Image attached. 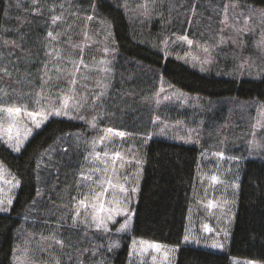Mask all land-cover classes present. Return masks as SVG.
<instances>
[{
  "label": "trees",
  "instance_id": "16d2710c",
  "mask_svg": "<svg viewBox=\"0 0 264 264\" xmlns=\"http://www.w3.org/2000/svg\"><path fill=\"white\" fill-rule=\"evenodd\" d=\"M225 3H236L240 10H264V0H36L35 4L33 0H0V68L6 67L11 73H0V89L9 94L0 100V107L16 103L29 111H40L49 104L58 106V98L65 96L69 86L66 79L58 77L74 71L67 58L81 57L80 49L72 45L84 46L83 61L88 65L79 73L76 91L85 85L84 76L101 78L100 62L107 57L108 75L118 82L120 94L114 102L107 104L105 99L100 104L103 109L107 105L101 124L112 132L124 133L126 138H142V143L147 142L154 121L165 118L155 105L161 80L200 98L235 97L264 104V75L238 80L199 74L172 57L176 49L170 45L177 38L208 39L212 29L198 22L209 15V9ZM52 16L61 19L53 24ZM195 23L198 33L193 29ZM49 32L57 39L52 40ZM57 52L60 60L53 58ZM56 65L62 72L56 71ZM45 79H49V86L42 90ZM42 91V104H37V94ZM75 93L71 95L76 98ZM84 126L50 117L18 155L0 143V163L21 185L10 213H0V264H14L13 249L20 242V234L33 233L26 238L37 249V234L44 230L41 221L47 217L53 224L51 213L61 208L59 191L69 185L66 176L87 163V147L78 144L84 139ZM141 145L144 172L131 234L118 236L116 243L109 234L89 231L84 235V251H78L71 260L63 257L61 264H86L88 256L92 258L88 264L91 260L98 264L101 256L107 258V264H128L132 238L180 246L176 264H232V258L264 264V163L244 160L230 244L227 253L219 254L181 247L189 209L195 202L200 151L156 139ZM112 239L118 246L110 245L109 249L101 243Z\"/></svg>",
  "mask_w": 264,
  "mask_h": 264
},
{
  "label": "rangeland",
  "instance_id": "374dc122",
  "mask_svg": "<svg viewBox=\"0 0 264 264\" xmlns=\"http://www.w3.org/2000/svg\"><path fill=\"white\" fill-rule=\"evenodd\" d=\"M226 4H228L227 11H225ZM209 10V15L202 20L199 19L200 21L198 20V24L200 22L206 23L209 25L208 30L212 29L210 32L208 31V35L204 30L208 39L205 41L201 39L199 41L191 40L192 44L189 45L187 41L190 38H177L170 45L176 49V53L172 57L199 74H215L219 77L238 80L255 79L264 75V16L261 15L264 10L257 8L240 10L236 3H230V5L225 3L224 6ZM199 13L205 12L200 11ZM225 16H227V20H225ZM248 18L250 19L245 24V20ZM198 24L195 23L193 29H196ZM245 28L254 31H237ZM198 30L200 29H196L197 33ZM105 58L107 57L101 59L99 70L107 68L108 61ZM206 60L209 62L203 63ZM108 69H110L109 66ZM99 72L101 78H91L82 82L85 85L76 91L75 100L69 101V103H74L81 101L83 96H87V101L84 102V107L80 112L78 114L73 113L83 115L84 120L70 119L68 116L53 114L49 115L39 128H36L31 118L22 112L18 125L21 129V136L23 137L24 130L27 128H31L32 132L24 140L20 150H13L14 142L10 147L4 140H0L2 146L18 155L28 140L41 130L50 117H53L83 123L85 130L82 135L85 136L80 143L78 140V144L84 145L88 149L84 148L85 153H87V163H84L78 172H75L73 168V173L71 172L72 174L66 176L69 185H63L59 194L57 193L60 197L58 204L61 208H55V212L51 213L54 218L53 224L47 217L45 223L43 221L46 218L41 221L44 224V230L41 229L43 232L37 234L36 239L39 242L37 249L35 244L31 245V240L26 238L28 236L33 237V233L20 234V242L14 248L16 252L12 262L14 264H57L59 261L61 264L63 257L71 260L74 255L78 254V251H84L82 243L85 238L84 235L89 231L109 234L116 243H118V236L131 234L134 226L133 219L137 197L144 172V150L140 145L145 146L152 139L194 146L202 155L195 175V202L189 209L186 220L185 236H188L189 240L185 241L184 236L181 247L189 246L207 252L227 253L237 212L238 185L244 160L251 159L264 163V104L257 100L242 101L235 97L213 100L200 98L189 95L161 80L156 90L159 99L155 105H157L160 114H165V116L162 115L165 118L154 121L155 125H152L150 136L147 142H143L145 143L143 144L142 138L136 141L130 137H121L118 132H109V126L101 124L105 120L102 113L103 110L107 109V105L103 109L100 104L105 99H108L107 104L114 102L115 99L119 98L120 89L116 90L118 82L115 79H110L108 74H111V71ZM111 91L114 95L110 96ZM71 94L68 86V91L64 95ZM93 118H95L96 128L90 127L87 123ZM0 119L7 126L6 112H0ZM101 137H106V139L101 141ZM94 144L96 152L101 153L102 156L105 151L110 154L119 151L124 157V167L120 169L119 174L121 178L128 177L127 181L121 179V183L129 189V192L124 194L120 193L118 189L116 190V196L120 198L121 204L109 205L106 203L105 205L106 208L112 207L114 209L112 213L114 220L107 221L108 232L97 231L95 224L87 227L79 222L85 218V211L92 212L91 208H81V215L77 218L75 226L73 224L75 201L72 197L76 196L78 199H83V195H79L77 192V183L81 181V173H88L89 169L100 166L99 162L90 155ZM0 168H2L0 200L4 202L3 206L7 208V211H0V213L9 214L21 185L15 174L9 169L7 170L1 163ZM88 174L93 175L94 179L97 175L95 173ZM213 175L219 177V182L211 180ZM91 184L92 181H83L81 192H87V186ZM134 187L137 191L132 193L131 189ZM105 195L109 200L112 199L111 195ZM9 199L12 201L11 205L7 203ZM117 207L124 214L117 215L115 212ZM97 215L103 217L107 216L108 213L106 211L97 212ZM87 219L91 222V215ZM125 225L127 227L124 231H117ZM225 231L227 236H225ZM113 239L110 242L105 240L101 243L110 249V245H114ZM55 240L62 241L63 246L56 244ZM153 245L158 247H153ZM213 245L216 246L213 247ZM179 249L180 246L172 247L132 238L129 244L128 264H176ZM31 252L34 253V256H31ZM99 255L97 254L98 257ZM16 257H19V260ZM90 259L92 258L88 256L84 263L88 264ZM106 262L107 258L101 256L98 264H107ZM95 263L96 260H91V264ZM231 263L249 264L245 260L241 261L234 258L231 259ZM252 264L257 263L253 262Z\"/></svg>",
  "mask_w": 264,
  "mask_h": 264
},
{
  "label": "snow or ice",
  "instance_id": "6c2138e0",
  "mask_svg": "<svg viewBox=\"0 0 264 264\" xmlns=\"http://www.w3.org/2000/svg\"><path fill=\"white\" fill-rule=\"evenodd\" d=\"M33 3H36V0H33ZM19 7V5H17ZM227 5L225 6V11H227ZM147 10V9H146ZM264 16V13L261 14ZM61 17L58 16H52V22L55 24L58 20H60ZM91 19V17H89ZM250 18L245 20V24L248 23V20ZM225 20H227V16H225ZM223 22V21H222ZM238 32H249L254 30L249 29H238ZM48 36L52 40H56L57 36L54 35L52 32L48 33ZM87 38V34H85ZM184 39H187L186 37ZM189 45L192 44L191 40L187 41ZM7 43V41H5ZM74 48H79L81 52V57L76 60L71 57L67 58L66 63L68 65H71L74 68V71L66 73L62 76H59L58 79H66L67 83L69 85V92L75 93L76 88L75 85L78 84L80 76L79 73L81 72L82 68H87L88 65L84 64L83 61V51L84 46L81 45H72ZM105 52L108 51L107 48L104 49ZM207 51V50H206ZM49 56H53L52 52L47 53ZM54 59L60 60L61 57L59 53L57 52ZM209 61H203V63H208ZM55 69L57 72H62V69L59 65L55 66ZM100 71H110V69L104 68L100 69ZM0 73H3V75L10 76L11 73L8 72V69L6 67L0 68ZM47 75V73H46ZM49 79H51L49 77ZM49 79L43 80V84L41 85L42 90L49 86ZM83 79L87 80L88 77L84 76ZM9 94L4 90L0 89V100H4ZM43 91L41 93L37 94L38 99L36 100L37 104H42V98H43ZM100 95H103V93H100ZM59 99V107H56V105L49 104L47 107H41L40 111H29L27 106H18L16 103H13L10 107L4 108L0 107V112H6L8 123L7 126H5L2 119H0V140H4L6 143L9 144L11 147L13 145V142L15 143L14 151H19L20 147L23 145L24 140L28 138V136L31 134L32 129L27 128L24 130L23 137L21 136V129L18 126L19 125V117L20 114L23 112L28 117L31 118L32 123L35 125L36 128H39L41 124L46 121L49 117V115H56V116H68L70 119H81L84 120L85 117L83 115H75L73 113L78 114L80 110L84 107V102L87 101V96H83L81 98V101H75L74 103H69V101H74V95H68L65 97L58 98ZM90 127L96 128L95 118L91 121H87ZM109 132H111V129H108ZM121 137H123L124 133H118ZM6 138V139H5ZM106 139V137H101L100 140L103 141ZM92 155L98 162V167H94L88 170V173H95L96 178H93V175L82 172L81 173V181L77 183V192L79 195H83V199H78L76 196L72 197L73 201H75L74 204V211L75 215L73 217V224L75 226L77 218L81 215V208H91L92 212L89 213L85 211L84 219H81L79 222L85 224L87 227H91L92 224H95L97 231H104L108 232V224L107 221L114 220V216L112 215L114 209L112 207L106 208V203L109 205H112L115 203L116 205L121 204L120 198H117L116 196V190L118 189L120 193L127 194L129 192V189L125 187L123 183H121V179L124 181L128 180V177L121 178L120 176V169L124 167V157L121 155L119 151H116L112 154L105 151L103 153V156L101 153L96 152L95 150V144L93 146V151L90 154ZM139 163V161H137ZM0 176H2V168H0ZM211 180L213 182H219V177L216 175H213L211 177ZM83 181H92V184L88 187L87 192H81L82 182ZM137 189L134 187L131 189V192H136ZM105 194L111 195L112 199L109 200ZM3 201L0 200V211H7V208L3 206ZM8 205H11L12 201L11 199L8 200ZM211 207V205H209ZM126 210V209H125ZM107 212V216H98L97 212ZM115 212L117 215L124 214L122 211H120L119 207L115 209ZM91 215V222L87 219V217ZM127 225L122 226L121 228L117 229V231H124ZM225 236H227V232L225 231ZM54 239V237H53ZM185 241L189 240L188 236H185ZM56 244H60L63 246V242L60 240H55ZM118 245H113V247H116ZM216 245H213L215 247ZM153 247H158L157 245H153ZM16 249H13V253L15 254ZM17 260H19V257H16ZM57 264H59V261H57ZM249 264H252V262H249Z\"/></svg>",
  "mask_w": 264,
  "mask_h": 264
}]
</instances>
